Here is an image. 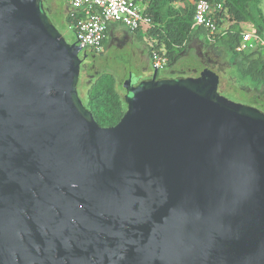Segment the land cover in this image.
Here are the masks:
<instances>
[{
  "label": "water",
  "instance_id": "water-1",
  "mask_svg": "<svg viewBox=\"0 0 264 264\" xmlns=\"http://www.w3.org/2000/svg\"><path fill=\"white\" fill-rule=\"evenodd\" d=\"M76 42L0 0V264H264V113L155 68L100 126Z\"/></svg>",
  "mask_w": 264,
  "mask_h": 264
},
{
  "label": "trees",
  "instance_id": "trees-1",
  "mask_svg": "<svg viewBox=\"0 0 264 264\" xmlns=\"http://www.w3.org/2000/svg\"><path fill=\"white\" fill-rule=\"evenodd\" d=\"M194 1L196 0H150L147 4L146 12L151 15L152 24L147 28L146 34L154 37L151 53L153 50L164 49L168 58L167 64L173 61L192 37L204 31L201 27H192ZM258 1L224 0L218 16L232 24L227 28L225 35L215 41V44L223 48L230 46L235 50L241 43V30L234 31L232 26L242 22L250 21L255 25L256 32H262L264 18L259 10L250 7V3ZM177 3L184 4L182 10L176 6ZM78 16L77 12L75 16L68 15L67 19L69 22H75ZM262 55L259 48L247 54V57L255 56L253 59L248 58L246 71L258 82V86L264 85V55ZM85 90L84 105L100 126H111L120 120L126 110V102L117 91L111 75L107 73L100 75Z\"/></svg>",
  "mask_w": 264,
  "mask_h": 264
},
{
  "label": "built area",
  "instance_id": "built-area-1",
  "mask_svg": "<svg viewBox=\"0 0 264 264\" xmlns=\"http://www.w3.org/2000/svg\"><path fill=\"white\" fill-rule=\"evenodd\" d=\"M150 0H69L70 7L78 12L79 16L72 22L76 41L80 46L99 50L102 47L107 30L112 24H122L131 31L142 26L149 27L152 17L145 10ZM144 4V8L140 5ZM224 0H196L192 27H201L206 39L215 42L225 35L227 27L223 26L222 17L218 16L222 10ZM257 40L264 51V37L256 33L241 32V43L238 50L246 49L247 42ZM152 65L156 69L164 68L168 58L164 49L153 50L151 53Z\"/></svg>",
  "mask_w": 264,
  "mask_h": 264
},
{
  "label": "flooded vegetation",
  "instance_id": "flooded-vegetation-1",
  "mask_svg": "<svg viewBox=\"0 0 264 264\" xmlns=\"http://www.w3.org/2000/svg\"><path fill=\"white\" fill-rule=\"evenodd\" d=\"M42 7L46 12L48 21L52 24L51 21V11H52V1L51 0H42ZM76 11H74L70 5L69 0H65V4L63 7V14L68 18V15L75 16ZM68 20V19H67ZM53 25V24H52ZM118 32L109 27L107 30L105 39L103 41L102 47L99 50H95L90 47L80 46V50L76 54V60L79 65L78 69V81L76 86V94L79 97L82 105L85 107L82 102L79 94H78V83L80 80L83 83H86L87 86L91 84V82L95 81L100 75L101 66H106V61H104L105 50L113 47L119 48L121 46L131 45L135 43V49H137L140 55V61L142 65L139 67L137 72H133L132 70H128L126 72V76L124 77V82L130 78L129 86L135 87L140 82L148 80L151 78L152 73L154 71V67L152 65V57H151V49L154 37L146 36L145 38H137L135 37L136 32L129 30L124 26H120ZM66 40V39H65ZM67 41V40H66ZM75 41H67L68 44L74 43ZM75 45H79L76 42ZM238 47V46H237ZM236 47L235 50H232L231 47H221L219 44H215V42H209L203 31H200L196 37H192L183 47V49L178 53L176 57L179 56H187L192 55L199 62V68L196 69V72L189 67H182L181 69H177L172 76H163L159 75V69L156 72V78H179V77H196L198 72L204 67H209L216 71L219 76L222 74H226V69L231 66L233 56H236L238 50ZM238 59H241V56L237 55ZM242 64V63H241ZM166 66H170V64H166ZM242 67H244L242 65ZM172 70H170L168 75ZM146 73V74H144ZM264 86V85H262ZM124 87V86H123ZM243 88V87H242ZM124 91L126 93L125 87ZM254 91V89H253ZM256 96L260 93V85L255 88L253 92ZM125 101V94L123 96ZM126 102V101H125ZM86 108V107H85ZM87 109V108H86Z\"/></svg>",
  "mask_w": 264,
  "mask_h": 264
},
{
  "label": "rangeland",
  "instance_id": "rangeland-1",
  "mask_svg": "<svg viewBox=\"0 0 264 264\" xmlns=\"http://www.w3.org/2000/svg\"><path fill=\"white\" fill-rule=\"evenodd\" d=\"M52 1V11H51V21L53 26L60 32V34L67 41H75L76 36L73 29L72 22H69L63 14V7L65 4V0H51ZM261 10L264 15V0L260 2ZM144 4H141L140 7L144 8ZM177 7L182 10L184 7L183 3H177ZM230 21L225 20V25H229ZM116 29L119 30L121 24H116ZM247 24L242 22L238 25H233L232 29L235 31L247 28ZM148 27L142 26L140 29L136 31L135 37L137 38H145L148 36L146 34V30ZM248 29V28H247ZM254 29L251 27L249 30ZM204 32V31H203ZM135 43L131 45L121 46L119 48L110 47L105 50L104 61H106V66H101L100 75L109 74L112 76L114 80L115 87L119 94L123 97L126 95L123 87V80L126 76V72L128 70H132L133 72H137L139 67L142 65L140 61V55L135 49ZM250 48V49H249ZM251 45L247 49H243L242 52H238L236 55L242 56L243 54H248L251 52ZM244 69L238 66H230L226 69V74H222L220 76L218 92L226 97L227 99L242 103L248 106L256 107L260 111L264 113V86L260 85V93L256 96L254 95L255 88L258 87V82L253 79L251 75L246 71L247 64H244ZM182 67L191 68L193 71L199 68V62L193 57L191 54L187 56H179L174 57L173 61L170 63V66H165L164 68L159 69V75L163 76H172L177 69H181ZM172 70L170 75H168L169 71ZM146 74V73H144ZM99 75V77H100ZM225 76H230L232 79H226ZM243 87V88H242ZM87 84L83 83L81 80L78 83V94L83 103L86 100V90ZM254 89V91H253ZM124 98V97H123Z\"/></svg>",
  "mask_w": 264,
  "mask_h": 264
},
{
  "label": "crops",
  "instance_id": "crops-1",
  "mask_svg": "<svg viewBox=\"0 0 264 264\" xmlns=\"http://www.w3.org/2000/svg\"><path fill=\"white\" fill-rule=\"evenodd\" d=\"M260 2H261V0H259L257 3H250V7L251 8H253L254 10H259L260 11V13L262 14V17L264 18V15H263V11L261 10V7H260ZM146 7H147V5L145 6V10H146ZM225 20L226 19H223L222 20V25L223 26H225V27H229L231 24H232V22L229 24V25H225ZM228 21V20H227ZM248 26H247V28H245V29H241V31L240 32H252V33H256V34H258L260 37H264V28L262 29V32L261 33H258V32H256V27H255V25L252 23V22H245ZM116 24H112L110 27L112 28V29H114L115 31H117L118 32V30L116 29V26H115ZM122 25V24H121ZM124 26V25H123ZM124 27H126V26H124ZM251 27H254V29H252V30H249ZM127 28V27H126ZM137 31V30H136ZM136 31H134V32H136ZM241 34V33H240ZM198 35V34H197ZM196 35V36H197ZM196 36H194V37H196ZM249 45H251V47H252V49H251V51H254V50H256V49H260L261 51H262V53H263V55H264V51L262 50V48H261V46L259 45V42L257 41V40H254V39H251V40H249L248 42H247V46L249 47ZM247 47V48H248ZM246 48V49H247ZM250 49V48H249ZM240 52H242V50L240 51ZM262 55V56H263ZM255 56H256V54H255ZM255 56H248L247 57V54H243L242 56H241V59L239 58L238 59V56L236 55V56H233V58H232V61L234 62V63H231V66H238V67H240V68H243L244 69V67H242V65H244V64H248L249 63V61H248V58L249 59H253ZM242 63V64H241ZM248 66V65H247ZM219 78H220V76H219ZM226 79H232V78H230V76H228V78H227V76H225V80Z\"/></svg>",
  "mask_w": 264,
  "mask_h": 264
}]
</instances>
